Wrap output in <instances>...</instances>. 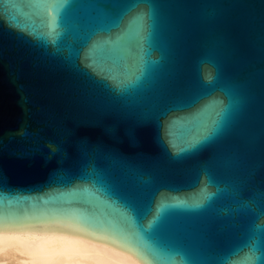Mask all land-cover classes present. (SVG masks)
<instances>
[{"label":"water","instance_id":"95a60500","mask_svg":"<svg viewBox=\"0 0 264 264\" xmlns=\"http://www.w3.org/2000/svg\"><path fill=\"white\" fill-rule=\"evenodd\" d=\"M5 224L264 264V0H0Z\"/></svg>","mask_w":264,"mask_h":264},{"label":"bare ground","instance_id":"6f19581e","mask_svg":"<svg viewBox=\"0 0 264 264\" xmlns=\"http://www.w3.org/2000/svg\"><path fill=\"white\" fill-rule=\"evenodd\" d=\"M5 236L19 238L18 240L13 239L11 243H22L23 246L28 248L45 247L81 249L87 250L95 257L94 259L83 260L81 261V264H129L130 259H132V257H129L126 252L83 240L74 236L30 228H24V231L22 232L13 231L4 233L3 231H0V249L3 247ZM134 258L140 261L135 256ZM4 259L5 257L2 251H0V260ZM27 259L29 258L20 257L17 253L10 251L7 257V264H19L20 260ZM141 264L143 263L141 262Z\"/></svg>","mask_w":264,"mask_h":264},{"label":"snow or ice","instance_id":"6c2138e0","mask_svg":"<svg viewBox=\"0 0 264 264\" xmlns=\"http://www.w3.org/2000/svg\"><path fill=\"white\" fill-rule=\"evenodd\" d=\"M85 62L88 57L85 55ZM0 231L4 233L18 231H24V228H10L7 224L0 227ZM13 239H19L14 237L5 236L3 241L2 251L5 259L0 260V264H7V257L9 252H15L20 257H28L27 260H20L19 264H81L83 260L94 259L92 253L87 250L73 249V248H45L36 247L28 248L23 246L22 243H11ZM99 239V238H98ZM102 243H107L106 240H101ZM119 247V245H116Z\"/></svg>","mask_w":264,"mask_h":264},{"label":"clouds","instance_id":"9594fccd","mask_svg":"<svg viewBox=\"0 0 264 264\" xmlns=\"http://www.w3.org/2000/svg\"><path fill=\"white\" fill-rule=\"evenodd\" d=\"M127 255H128L129 257H132V259H130V261H129V264H141L140 261H138V260H136V259L134 258V254L131 253L130 251L127 252ZM259 259H260V257H257V260H259Z\"/></svg>","mask_w":264,"mask_h":264}]
</instances>
